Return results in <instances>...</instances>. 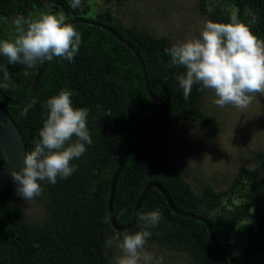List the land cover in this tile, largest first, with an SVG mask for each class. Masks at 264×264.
<instances>
[{
  "label": "trees",
  "instance_id": "obj_1",
  "mask_svg": "<svg viewBox=\"0 0 264 264\" xmlns=\"http://www.w3.org/2000/svg\"><path fill=\"white\" fill-rule=\"evenodd\" d=\"M94 1L82 0L81 8L72 9L70 0H0V20L4 18L0 24L8 26L4 22L8 21L15 29L13 18L22 15L35 19L36 11L63 13L66 22L86 17L108 23L140 52L152 91L165 102L166 109L141 137L118 174L113 201L117 223L130 222L142 191L154 182L165 189L178 209L211 221L228 264H264V149L255 151L254 163L242 165L225 187L220 179L194 187L167 148L175 121L200 123L208 134L221 130L219 120L205 109L207 89L200 91V85H193L189 98H183L177 74H183L184 69L168 67L170 57L165 51L173 40L135 23L124 25L125 15L114 13L130 7L134 0H100L103 10L88 17ZM197 1L202 14L216 22H227L233 11L246 21L249 17L244 12L250 9L258 17L252 31L264 39V0ZM73 25L81 33L74 62L57 58L47 61L32 98L19 106L4 103V107L22 132L27 152L39 138L47 115L46 100L61 89H69L73 105L89 110L87 126L93 142L72 161L77 170L69 178L58 177L55 184L40 182L42 194L34 198L41 208L39 218L32 219L15 183L0 193V264H111L116 248H106L105 241L116 233L140 228L138 219L129 229L113 228L108 211L111 184L130 144L158 105L147 92L141 66L130 48L104 28L82 22ZM40 63L31 68L9 65L0 56V64L8 67L16 85L1 90L14 100L25 97ZM24 71L30 75L25 77ZM33 99L38 103L27 117L20 116ZM108 112L111 115H106ZM3 163L0 147V169ZM157 209L163 220L150 229L147 248L160 245L184 252L192 264H223L206 224L175 213L164 194L152 187L139 212Z\"/></svg>",
  "mask_w": 264,
  "mask_h": 264
},
{
  "label": "clouds",
  "instance_id": "obj_2",
  "mask_svg": "<svg viewBox=\"0 0 264 264\" xmlns=\"http://www.w3.org/2000/svg\"><path fill=\"white\" fill-rule=\"evenodd\" d=\"M72 9L82 7V0H70ZM242 20L238 11L229 15L227 22L206 20L198 37L173 43L165 51L170 57L168 67L181 66L183 74H177L183 98L187 100L193 85L200 91L211 89L218 107L231 105L241 112L246 110L258 94L264 96V39L258 37L252 26L258 22L256 13L245 9ZM15 35L0 41V56L9 65L33 67L37 61L54 58L74 62L81 44V33L66 22L63 14L41 13L35 19L20 15L14 21ZM25 77L29 76L24 71ZM16 85L5 64H0V89ZM73 92L61 89L45 102L46 118L39 129V138L32 150L23 158V166L10 175L16 184L17 194L26 201L42 194V181L55 184L57 178L67 179L76 166L73 160L86 152L92 144L87 126L89 110L72 103ZM38 103L33 99L24 107L20 116L27 117L31 107ZM106 115H111L110 112ZM139 230L116 233L105 241L106 248H116L119 254L111 264H163V257L146 248L155 228L163 216L159 209L139 212ZM107 222V219L105 220Z\"/></svg>",
  "mask_w": 264,
  "mask_h": 264
},
{
  "label": "rangeland",
  "instance_id": "obj_3",
  "mask_svg": "<svg viewBox=\"0 0 264 264\" xmlns=\"http://www.w3.org/2000/svg\"><path fill=\"white\" fill-rule=\"evenodd\" d=\"M93 8L88 17L101 12L104 6L100 0H95ZM114 13L119 17L125 15L124 25L138 24L155 35L170 37L174 43L198 37L204 22L209 20L200 11L197 0H134L130 7L114 10ZM35 14L39 16L41 11ZM4 22L8 26L0 24V41L15 35L10 22ZM215 98L214 92L207 89L204 106L219 120L221 130L208 134L200 123L175 121L172 142L167 148L181 173L196 188L205 181L216 182V179L225 187L227 179L242 165L254 163L255 151L264 149V96L257 94L243 112L231 105L218 107L213 102ZM24 205L32 219L39 218L38 201L34 198L24 200ZM147 249L163 257V264H192L184 252L164 249L160 245H149ZM115 250L118 255L119 250Z\"/></svg>",
  "mask_w": 264,
  "mask_h": 264
},
{
  "label": "water",
  "instance_id": "obj_4",
  "mask_svg": "<svg viewBox=\"0 0 264 264\" xmlns=\"http://www.w3.org/2000/svg\"><path fill=\"white\" fill-rule=\"evenodd\" d=\"M67 22L71 23V24L82 22V23L93 24V25L99 26L101 28H104L107 31H109L112 35H114L119 41H121L123 44H125L128 48H130L132 50V52L134 53V55L137 57L139 64L141 66L145 85L147 88V92H148L150 98L153 101H155L158 105V109H157L156 113L148 121V123H146L142 127V129L140 130L138 135L132 141L128 150L126 151L125 155L123 156V159H122L120 165L118 166V168L116 169V171L114 173V176L112 179V184H111V192H110V199H109V210H108L110 220H111V224H112L113 228L117 231H123V230L129 229L130 227H132L134 225V223L136 222L137 214L139 212L141 203H142L145 195L150 190V188L154 187V188H157L161 193L164 194L167 202L169 203V205L171 206V208L173 209V211L175 213L182 215V216L195 218V219L202 221L206 224V227H207V230L211 236V239H212L216 249L218 250V252L220 254V257L222 259V263L228 264L227 260L224 256V253L222 251L221 245H220V243H219V241L215 235L214 228H213L211 221L205 216L178 209L175 206V204L173 203L170 195L165 191V189L161 185H159L157 183H154V182L149 183L144 188V190L142 191L140 197L138 198V200L136 202V205L134 208V213H133V216H132L130 222L128 224H125V225H120L117 223L115 216H114V211H113V201H114V196H115V186H116L118 174L121 171V169L123 168V166L125 165L128 157L130 156L131 152L133 151V149L135 148V146L137 145V143L139 142L141 137L144 135V133L164 113V111L166 109V104L159 96L154 94V92L152 91V87H151L150 80L148 77V73H147V70L145 67V63H144V60H143L140 52L122 34L117 32L113 27H111L106 22H99L97 20H93V19L86 18V17H74V18L69 19ZM46 63H47L46 60L44 62L40 63V66L38 67V69L36 71V75H35V78L33 80L30 91L22 99L14 100V99L10 98L3 90L0 89V147H1L3 154H4V163H3L2 168L0 169V193L5 191L6 189H8L14 183L13 178L10 175V171L12 169H16L18 171L23 166V158H24V155H25L26 149H27L23 134L20 131V129L18 128V126L15 123L14 119L12 118L11 114L4 107V103L11 105V106H19V105H22L23 103L27 102L29 99H31L32 96L34 95L37 87H38V84H39L41 75L44 71V68L46 66ZM253 263H255V262H253Z\"/></svg>",
  "mask_w": 264,
  "mask_h": 264
}]
</instances>
